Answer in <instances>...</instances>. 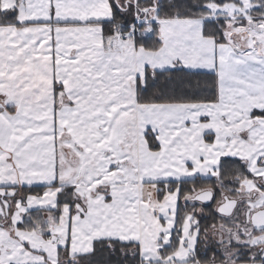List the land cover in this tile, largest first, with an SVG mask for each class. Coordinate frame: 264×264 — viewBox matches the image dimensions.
Returning a JSON list of instances; mask_svg holds the SVG:
<instances>
[{
    "label": "snow or ice",
    "instance_id": "6c2138e0",
    "mask_svg": "<svg viewBox=\"0 0 264 264\" xmlns=\"http://www.w3.org/2000/svg\"><path fill=\"white\" fill-rule=\"evenodd\" d=\"M0 264H264V0H0Z\"/></svg>",
    "mask_w": 264,
    "mask_h": 264
}]
</instances>
